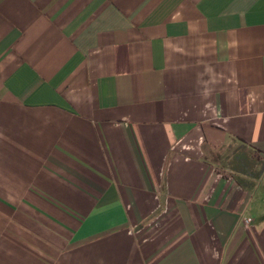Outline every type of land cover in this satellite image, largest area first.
Returning a JSON list of instances; mask_svg holds the SVG:
<instances>
[{
  "label": "crops",
  "instance_id": "crops-1",
  "mask_svg": "<svg viewBox=\"0 0 264 264\" xmlns=\"http://www.w3.org/2000/svg\"><path fill=\"white\" fill-rule=\"evenodd\" d=\"M0 264H264V0H0Z\"/></svg>",
  "mask_w": 264,
  "mask_h": 264
}]
</instances>
